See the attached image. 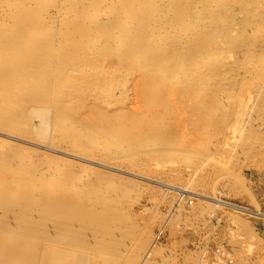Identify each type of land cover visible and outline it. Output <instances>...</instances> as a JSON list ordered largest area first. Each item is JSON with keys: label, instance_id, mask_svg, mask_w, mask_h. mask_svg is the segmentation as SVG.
Masks as SVG:
<instances>
[{"label": "bare ground", "instance_id": "bare-ground-1", "mask_svg": "<svg viewBox=\"0 0 264 264\" xmlns=\"http://www.w3.org/2000/svg\"><path fill=\"white\" fill-rule=\"evenodd\" d=\"M0 138V264H207L176 252L171 201L181 182L220 184L259 208L264 0H0ZM138 191L173 204L164 221L155 204L129 209ZM198 197L214 208L186 203L196 232L220 206L264 218ZM225 217L218 247L255 264L258 224ZM160 224L175 249L157 244Z\"/></svg>", "mask_w": 264, "mask_h": 264}, {"label": "rangeland", "instance_id": "rangeland-1", "mask_svg": "<svg viewBox=\"0 0 264 264\" xmlns=\"http://www.w3.org/2000/svg\"><path fill=\"white\" fill-rule=\"evenodd\" d=\"M10 143H13V142H10ZM35 151H36L35 155H38L37 157H41L43 150L35 149ZM47 153H49V152H47ZM74 161H76V160H74ZM106 171L111 173V175H113L112 177L116 178L117 180H120V181H123V182H127V181L131 182V183L128 184L129 186L136 184V185H141V186H145V187L146 186H151V187L163 188L164 186H162L159 182H161L163 184L165 183V184L170 185V183H167V182H162V181H156L155 182V181H151V180H143V179L135 178V177H132V176H130V175L126 174V173H122V172L118 173L116 171L115 172L114 171L112 172V171H109V170H106ZM245 175H246V177H249L250 171H246ZM171 185H173V184H171ZM177 186H178V189H177V191L174 190L175 195H174L173 200L171 202L172 203L175 202L176 199H177V201L182 200V202H181L182 207H181V210H180L181 213L179 214V216H180L179 219L183 220V221H181L179 223V227L184 229V230H182L183 232L180 231L179 234H178L181 237H178V235L176 237L177 240H179V241H181L184 238V240H183L184 243L182 242V245H180L179 248L175 247L176 248V252L178 254L179 253L180 254L181 253H186V252H189V253L192 252L193 253L196 250L202 249L203 252L201 253V256H202L201 260L204 263L207 262V264H211V262L212 263L216 262L215 261V255L216 256L218 255L217 257L220 258V255L216 253V250L217 249H222V248H219L218 246H221V245L225 246L226 245L225 237H221L223 235V233L225 232L222 229L226 228L225 227L226 223H225L224 216L227 217V215H230V214H236L238 216H242V218H245L247 220L255 221L258 224L255 227V229H256L255 233L258 236H260L261 239L264 240V229H263V226H262V225H264V218L261 219L260 217L254 215V214H251V213L250 214H245V213H241V212L232 211V210H230L228 208H225L223 206L218 207L217 211L213 210L210 213L209 212H204L203 214H198L197 215V213L194 212L198 216L197 225H198V223L199 224L203 223V225L205 226V227L204 226L201 227L199 229V231L196 232L195 230H193L192 226L189 223V222H191V218L189 219V214L191 212L189 213V211L185 209L186 208V203L189 204V205H196V203L200 202V201L204 202L205 205H209V206H211V208H214V204H208L207 201H209V199H205L204 200V199H201L200 197H198V195H202V196H207V197H210V198H214L215 200L229 202V203L241 206L243 208H247L249 210L256 211V212L258 211L259 213L264 214V179H262L261 182L254 180L249 185V186L252 187V188L251 187L250 188L252 189V191H253L254 195L256 196V198H258V204H259V208H260V209L258 208V210H256V208H254L255 206L252 205L251 203H249L247 199L239 198V197L233 195L232 193L227 192V190L220 184L216 186V188H218L216 195L212 194V191H210V190H205V189L197 187V186H195V187L194 186H188V184L186 182L185 183L181 182ZM172 203L169 204V205H165V204H162V203L156 205L155 204V200L151 199V197L149 195H147L146 192L138 191V192L135 193V195H134V197H133V199H132V201L130 203L129 209L132 212H134V213H139V212L145 211L146 209H149V208L151 209L154 206V204H155L157 206V209H159V211L164 214L165 218L162 220V221H164L167 218V215H165V212L169 211V209L173 205ZM210 203H212V201ZM172 214L173 213H171V215ZM161 224L159 226H156L153 229V231H152L153 232V236H157L158 235L157 238H156L157 239L156 241L158 242L157 244H159L161 246H165V244L167 243L166 246L169 249H172V250L175 249V248H173L174 244L172 246H170L171 245L170 243L172 241H170L168 232H162V231L159 230V228H161L160 227ZM217 224H219V225L217 226ZM215 225H216V227H215ZM185 226H186V228H185ZM220 226H224V227H222L220 229ZM207 232H209V233L207 234ZM236 234L240 238L243 237L241 235V233H239V232H237ZM217 235H219V236H217ZM222 239H225V240H222ZM173 240L175 242V239H173ZM246 240L250 241L251 239H246ZM253 240H251L252 243H253ZM165 241H166V243H165ZM186 241H188V242H186ZM194 243H196V244H194ZM253 244H254V249H253L254 253L252 252L251 254L252 255L254 254L255 256L257 255V260H256L255 264H264V247L263 246H257L255 243H253ZM168 248H166V249H168ZM167 252L168 251H166V253ZM212 253H214L215 255H212ZM223 255L225 256L226 254H223ZM220 260H221V264H228L227 260L225 261V258L224 259L220 258ZM222 261H223V263H222ZM232 261H233V259L231 260V262ZM234 263H235V259H234Z\"/></svg>", "mask_w": 264, "mask_h": 264}, {"label": "built area", "instance_id": "built-area-1", "mask_svg": "<svg viewBox=\"0 0 264 264\" xmlns=\"http://www.w3.org/2000/svg\"><path fill=\"white\" fill-rule=\"evenodd\" d=\"M216 253L220 255V258H223V259L225 258V261L227 260V259H226V256L223 255V254H226V253H225L222 249H218V250H216ZM217 256H218V255H217ZM230 262H231V260H230V261L227 260V263H228V264H229Z\"/></svg>", "mask_w": 264, "mask_h": 264}]
</instances>
